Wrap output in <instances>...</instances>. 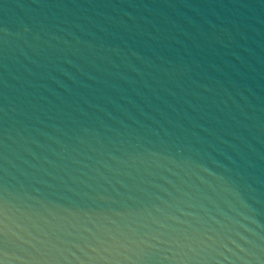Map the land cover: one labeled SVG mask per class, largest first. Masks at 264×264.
<instances>
[{"label":"water","instance_id":"1","mask_svg":"<svg viewBox=\"0 0 264 264\" xmlns=\"http://www.w3.org/2000/svg\"><path fill=\"white\" fill-rule=\"evenodd\" d=\"M0 264H264V0H0Z\"/></svg>","mask_w":264,"mask_h":264}]
</instances>
